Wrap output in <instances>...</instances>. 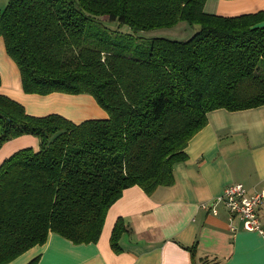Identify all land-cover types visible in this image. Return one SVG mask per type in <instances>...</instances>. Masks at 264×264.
I'll list each match as a JSON object with an SVG mask.
<instances>
[{
    "label": "trees",
    "instance_id": "16d2710c",
    "mask_svg": "<svg viewBox=\"0 0 264 264\" xmlns=\"http://www.w3.org/2000/svg\"><path fill=\"white\" fill-rule=\"evenodd\" d=\"M206 1L9 0L0 10V37L24 92L90 94L107 113L81 122L36 116L0 94V146L25 134L39 140L38 149H18L0 164V264L50 233L97 242L126 188L150 195L173 184L210 111L264 105V10L223 16L207 12ZM181 21L199 29L184 40L123 41ZM123 25L130 30L119 33ZM132 232L117 218L115 253ZM189 250L193 264H218Z\"/></svg>",
    "mask_w": 264,
    "mask_h": 264
},
{
    "label": "crops",
    "instance_id": "0c3cea01",
    "mask_svg": "<svg viewBox=\"0 0 264 264\" xmlns=\"http://www.w3.org/2000/svg\"><path fill=\"white\" fill-rule=\"evenodd\" d=\"M204 9L235 16L264 10V0H207ZM0 76V94L23 103L31 114H64L61 107L73 103L80 113L75 122L107 117L89 94L25 93L19 68L8 55L2 37ZM30 106L47 110L39 113ZM89 109L93 114L85 113ZM24 147L38 149V138L25 134L8 140L0 148V164ZM186 152L187 159L174 167L172 185L158 186L150 195L137 185L123 191L109 208L97 242L77 245L50 233L44 244L31 247L7 264H26L37 256L39 264H193L189 250L192 246L196 247L198 260L264 264L263 235L232 231L223 205L218 206L217 214L202 207L231 183H242L248 193L264 188V105L210 111L208 123L190 139ZM259 213L264 227V202ZM119 217L131 225L133 232L123 234L122 252L115 253L110 236Z\"/></svg>",
    "mask_w": 264,
    "mask_h": 264
},
{
    "label": "built area",
    "instance_id": "2783aa9c",
    "mask_svg": "<svg viewBox=\"0 0 264 264\" xmlns=\"http://www.w3.org/2000/svg\"><path fill=\"white\" fill-rule=\"evenodd\" d=\"M263 202L264 188L248 193L242 183H231L225 186L220 196L210 202L202 203V207L217 214L218 206L223 205L228 213L232 231L241 229L264 236L259 213Z\"/></svg>",
    "mask_w": 264,
    "mask_h": 264
},
{
    "label": "rangeland",
    "instance_id": "374dc122",
    "mask_svg": "<svg viewBox=\"0 0 264 264\" xmlns=\"http://www.w3.org/2000/svg\"><path fill=\"white\" fill-rule=\"evenodd\" d=\"M8 2H9V0H0V10L3 9L8 4ZM103 18L104 19H107L106 17H103ZM109 24H110L111 28H117V24L116 23H109ZM198 29H199V25L198 24L191 25V24H189V23H187L185 21H181V22L177 23L176 25H174L172 27L155 28V29H151V30L139 32V33L136 34L135 38H132V39H130V38H123V41L126 42L125 44H130L132 46H135L137 43L146 42L147 40H149L150 38L155 37V36H162V37L171 38V39L184 40V39L189 38ZM118 30L120 31L119 33H126L130 29L128 28V26L123 25L122 27L118 28ZM0 85H1V83H0ZM22 90H23V87H22ZM1 94H3V93H1ZM28 94H36V93H28ZM3 95H6V94H3ZM6 96H8V95H6ZM8 97H10V96H8ZM90 97H92L93 100H94V102L99 107H101L97 103V101L95 100V98L92 95ZM19 103H21V102H19ZM21 104L24 106L26 112L29 113V114H31L26 109V106L23 103H21ZM30 107L31 108H29V109L32 110V111L34 109H38L39 113L41 111L47 110L46 108L39 107V106H30ZM61 108H62L64 114L58 113V112L57 113L60 114V115H62V116H64V117H66V118H68V119H70V120H72V121L76 120V118H78L79 115H80L79 112L78 113L76 112L73 103L69 104L68 106L61 107ZM34 112H36V111H34ZM50 113H52V112H46V113H41V114L46 115V114H50ZM85 113L93 114V110L92 109H89V111H86ZM32 115H34V114H32ZM43 115H37L36 114V116H43ZM6 142H4L0 146V148H2V146Z\"/></svg>",
    "mask_w": 264,
    "mask_h": 264
}]
</instances>
